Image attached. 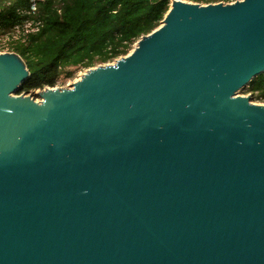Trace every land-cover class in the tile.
<instances>
[{
    "label": "water",
    "instance_id": "obj_1",
    "mask_svg": "<svg viewBox=\"0 0 264 264\" xmlns=\"http://www.w3.org/2000/svg\"><path fill=\"white\" fill-rule=\"evenodd\" d=\"M262 73L264 0H171L39 101L0 53V264H264Z\"/></svg>",
    "mask_w": 264,
    "mask_h": 264
},
{
    "label": "trees",
    "instance_id": "obj_2",
    "mask_svg": "<svg viewBox=\"0 0 264 264\" xmlns=\"http://www.w3.org/2000/svg\"><path fill=\"white\" fill-rule=\"evenodd\" d=\"M171 0H46L29 11L30 0H0V36L30 22L36 30L10 41L29 78L20 93L55 87L72 69H88L126 55L142 36L160 25ZM201 4L236 0H187ZM245 92L264 102V73Z\"/></svg>",
    "mask_w": 264,
    "mask_h": 264
},
{
    "label": "rangeland",
    "instance_id": "obj_3",
    "mask_svg": "<svg viewBox=\"0 0 264 264\" xmlns=\"http://www.w3.org/2000/svg\"><path fill=\"white\" fill-rule=\"evenodd\" d=\"M16 34V33H15ZM16 37V36H15ZM11 41V40H10ZM10 41L8 40H0V53H3V52H12L11 50V46H10ZM12 41H15V39H13ZM134 44L132 45V48H133ZM131 48V50H132ZM130 50V51H131ZM129 51V52H130ZM113 62V61H112ZM112 62H109L112 63ZM99 65H103V64H97L95 65L94 67L96 66H99ZM92 68V67H91ZM89 69V68H88ZM88 69H83V68H79V69H72L74 72V75L73 77L71 78H61L59 80V82L57 83V85L55 87H60V88H66V87H69L71 86L75 81H77ZM20 94H25V93H20ZM239 95L241 96H249L248 93L245 92V88L241 89L239 92H238ZM26 95H30L31 97H33L36 101H39V97H38V90H35V91H32L31 93H27ZM252 100V98H251ZM253 103L255 104H261V105H264V102H260V101H254L252 100Z\"/></svg>",
    "mask_w": 264,
    "mask_h": 264
},
{
    "label": "built area",
    "instance_id": "obj_4",
    "mask_svg": "<svg viewBox=\"0 0 264 264\" xmlns=\"http://www.w3.org/2000/svg\"><path fill=\"white\" fill-rule=\"evenodd\" d=\"M46 0H30V5H29V11L32 13L35 12L37 8V3L38 2H43ZM36 29L32 27V24L30 22L25 23L23 28H20L19 26L14 27V29L5 35L0 36V40H8L12 41L13 39L17 40L20 38L21 35L29 33V32H34ZM16 33V34H15ZM16 36V37H15Z\"/></svg>",
    "mask_w": 264,
    "mask_h": 264
}]
</instances>
